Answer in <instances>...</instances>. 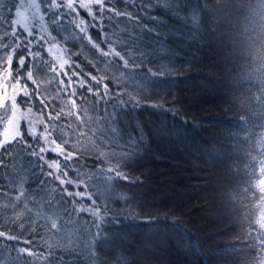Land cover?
Returning <instances> with one entry per match:
<instances>
[{
  "label": "trees",
  "instance_id": "trees-1",
  "mask_svg": "<svg viewBox=\"0 0 264 264\" xmlns=\"http://www.w3.org/2000/svg\"><path fill=\"white\" fill-rule=\"evenodd\" d=\"M20 1L0 0V264H264V0H38L42 31ZM16 110L65 157L8 135Z\"/></svg>",
  "mask_w": 264,
  "mask_h": 264
},
{
  "label": "rangeland",
  "instance_id": "rangeland-1",
  "mask_svg": "<svg viewBox=\"0 0 264 264\" xmlns=\"http://www.w3.org/2000/svg\"><path fill=\"white\" fill-rule=\"evenodd\" d=\"M64 2L67 5L75 6L79 5L83 8L91 9L95 5L101 3L102 0H54ZM16 23H20L26 30H43V18L41 7L38 0H21L16 10ZM56 51L62 58L65 59L64 50L56 44ZM19 91V87H16ZM25 124V128L33 136H38L42 142V152L46 154L53 152L59 156L65 157L64 149L56 143L50 133L47 131L45 125L42 123V119L30 110H16L10 121L6 131L8 135H20L21 127ZM51 169L58 175V178L66 184L68 180L62 174L59 165L57 163L51 164ZM264 226V223H263Z\"/></svg>",
  "mask_w": 264,
  "mask_h": 264
}]
</instances>
